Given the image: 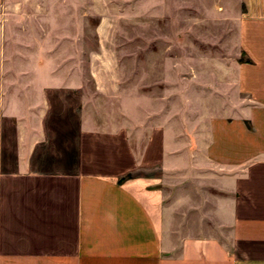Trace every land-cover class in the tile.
<instances>
[{"label":"crops","instance_id":"crops-1","mask_svg":"<svg viewBox=\"0 0 264 264\" xmlns=\"http://www.w3.org/2000/svg\"><path fill=\"white\" fill-rule=\"evenodd\" d=\"M22 28L0 21V264H264V16L137 81Z\"/></svg>","mask_w":264,"mask_h":264},{"label":"rangeland","instance_id":"rangeland-1","mask_svg":"<svg viewBox=\"0 0 264 264\" xmlns=\"http://www.w3.org/2000/svg\"><path fill=\"white\" fill-rule=\"evenodd\" d=\"M260 15L264 0H3L0 7L10 31L85 34L88 67L116 63L123 81L142 79L148 50L166 47L170 58L181 51L188 68L200 55L233 51L238 19Z\"/></svg>","mask_w":264,"mask_h":264}]
</instances>
